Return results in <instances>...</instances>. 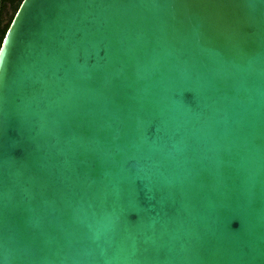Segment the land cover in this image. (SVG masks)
<instances>
[{
	"label": "water",
	"instance_id": "1",
	"mask_svg": "<svg viewBox=\"0 0 264 264\" xmlns=\"http://www.w3.org/2000/svg\"><path fill=\"white\" fill-rule=\"evenodd\" d=\"M0 46V264H264V0H21Z\"/></svg>",
	"mask_w": 264,
	"mask_h": 264
},
{
	"label": "rangeland",
	"instance_id": "2",
	"mask_svg": "<svg viewBox=\"0 0 264 264\" xmlns=\"http://www.w3.org/2000/svg\"><path fill=\"white\" fill-rule=\"evenodd\" d=\"M13 14V8L11 4H5L0 10V29L3 28L10 20Z\"/></svg>",
	"mask_w": 264,
	"mask_h": 264
},
{
	"label": "trees",
	"instance_id": "3",
	"mask_svg": "<svg viewBox=\"0 0 264 264\" xmlns=\"http://www.w3.org/2000/svg\"><path fill=\"white\" fill-rule=\"evenodd\" d=\"M20 1L21 0H0V10L5 4H11L12 8H13V14H14V12H15ZM11 18H12V16H11ZM11 18H10V20H11ZM10 20L8 21V23L3 28L0 29V43H1V39H2L6 29L8 27Z\"/></svg>",
	"mask_w": 264,
	"mask_h": 264
},
{
	"label": "snow or ice",
	"instance_id": "4",
	"mask_svg": "<svg viewBox=\"0 0 264 264\" xmlns=\"http://www.w3.org/2000/svg\"><path fill=\"white\" fill-rule=\"evenodd\" d=\"M0 55H7V52L5 53V49L0 46Z\"/></svg>",
	"mask_w": 264,
	"mask_h": 264
}]
</instances>
